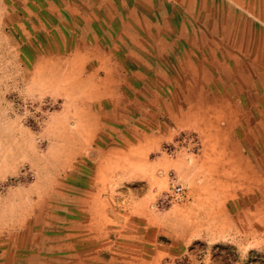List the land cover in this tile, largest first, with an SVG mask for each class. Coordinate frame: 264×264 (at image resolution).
<instances>
[{
  "label": "rangeland",
  "instance_id": "rangeland-1",
  "mask_svg": "<svg viewBox=\"0 0 264 264\" xmlns=\"http://www.w3.org/2000/svg\"><path fill=\"white\" fill-rule=\"evenodd\" d=\"M104 207L108 242L161 225V264H264V0H0V264H73Z\"/></svg>",
  "mask_w": 264,
  "mask_h": 264
},
{
  "label": "crops",
  "instance_id": "crops-1",
  "mask_svg": "<svg viewBox=\"0 0 264 264\" xmlns=\"http://www.w3.org/2000/svg\"><path fill=\"white\" fill-rule=\"evenodd\" d=\"M202 60L205 62L209 59L204 57ZM211 60L212 65L218 67L220 63L219 59L211 58ZM186 61L187 66H189L193 72L196 73L203 70L207 73V70H204L207 68L202 69L205 64H203L201 60L197 62L196 58L192 56L186 59ZM211 82L210 79L209 84ZM212 86L211 83V87ZM209 98L202 101L203 106L214 109L224 104V106L233 109L234 105L230 103L228 96H219L217 92L212 90L209 94ZM219 102L223 104L221 105ZM244 120L246 121L247 119L239 118L237 122L243 123ZM217 155L227 157L225 162L230 168H232V171L239 167V162H243L247 167H249L250 164V157L247 154L241 150H234L231 148H207L204 149L199 156L201 160L205 159L207 156L211 157L212 160L213 157ZM216 161L217 159L215 162ZM222 186L235 189L238 188L239 185L236 180H228L225 184L220 185L218 183L214 185V188ZM230 194L231 195L227 196H219L216 193L215 195L208 197V200L212 203L225 204L235 202L232 198H234L236 194H234L232 190L230 191ZM237 195L239 197L240 193L237 192ZM241 195L244 196L245 192L242 191ZM103 210L100 219H96L93 212L92 214H89L88 218L83 220L81 224L83 230L82 237L71 240L70 235H68L67 241L62 244V246L67 248V259L72 261L73 264H161L165 257L179 254V250L174 249L171 244H167L162 240L161 237L167 235L164 228L159 224L151 222L149 219H140L139 223L136 224V228L129 225L126 229L124 224L122 226L123 231H120L114 239H109L110 242H108V237L112 236V230L108 229V219L112 220V222L114 219L108 218L105 207ZM119 238L123 239L119 240Z\"/></svg>",
  "mask_w": 264,
  "mask_h": 264
},
{
  "label": "built area",
  "instance_id": "built-area-1",
  "mask_svg": "<svg viewBox=\"0 0 264 264\" xmlns=\"http://www.w3.org/2000/svg\"><path fill=\"white\" fill-rule=\"evenodd\" d=\"M192 140L195 142V137H192ZM185 195V188L181 184L173 185L172 189L168 193V197L172 200L182 199Z\"/></svg>",
  "mask_w": 264,
  "mask_h": 264
}]
</instances>
